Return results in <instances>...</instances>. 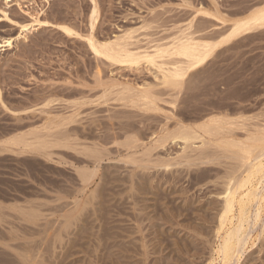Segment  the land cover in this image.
<instances>
[{
    "label": "rangeland",
    "instance_id": "374dc122",
    "mask_svg": "<svg viewBox=\"0 0 264 264\" xmlns=\"http://www.w3.org/2000/svg\"><path fill=\"white\" fill-rule=\"evenodd\" d=\"M263 3L0 0V264H209L222 192L243 176L222 140L264 130V28L218 46L175 89L157 66L177 57L113 63L88 39L141 55L183 34L217 42ZM212 116L225 131L209 138L195 128ZM180 128L201 140L167 139ZM17 137L30 149L7 143ZM262 220L234 264H264Z\"/></svg>",
    "mask_w": 264,
    "mask_h": 264
},
{
    "label": "bare ground",
    "instance_id": "6f19581e",
    "mask_svg": "<svg viewBox=\"0 0 264 264\" xmlns=\"http://www.w3.org/2000/svg\"><path fill=\"white\" fill-rule=\"evenodd\" d=\"M96 19L97 10L94 7L91 11V20L92 22H94ZM35 22L39 24V21ZM92 27L93 24L91 28ZM261 27L264 28V8L254 12L244 19L235 22L230 27L229 31L224 36L219 38L217 42L202 41L201 39L197 40V38L194 39L189 35L185 36L184 34H181L182 36L172 39L170 44H168L167 46L164 45V47L162 48L161 46H157L159 47L158 49L155 47V52L153 54L150 53L152 55L146 54L147 51L144 55H141V53L139 54L137 52L132 53L128 51V49H126L123 45L116 42L98 43L93 41L92 39H88V43L89 48H91V50L93 51V54L95 53L96 55L103 57L109 62L113 63L136 64L143 60L148 63L154 64L156 62V58L163 59L164 57L165 59V57H177L181 62V64L179 63V65H174L178 64L176 62L172 66L171 62L170 64L172 67L163 68L165 65H167L166 62L165 65L159 64L157 66V68H159L161 72L162 83L164 84V86H174L175 89L181 83L187 72L201 65L203 66L218 46L242 35L243 33H250L252 30ZM60 28L63 30V32H66L65 34L70 33L71 35V29H69L68 27L61 25ZM23 29H26V27H23ZM3 43L5 45L4 47H10L12 45L10 40ZM145 92L142 95L140 93L138 95L141 96V100L143 101L144 105L147 106L148 103L150 104L151 98ZM221 124V119L217 118L216 116H212L195 129H198L203 135H206L210 138L221 135L220 132L225 131L222 130L224 128H222ZM181 127L183 128V126ZM182 128H180L178 131L176 130L175 133L173 132V134L171 135L170 133H168L170 136L166 135L167 139L168 137H170L169 139H180L188 143L190 141L201 138V135H196V132H194V130L192 131V129L187 130V128ZM260 131L258 132V135L250 137L246 142L253 144L264 143V130ZM223 135L224 133H222V136ZM9 141L7 143L14 146H20L21 148L30 149L31 146V144L26 143L21 137H17L11 140L9 139ZM219 143H221L220 140ZM248 143L246 144L245 142H230V140L227 141V139H223L221 143V145L224 144L225 146L229 147L231 144L234 146V148L233 146L231 148L238 149V152L236 153L237 155L234 154V156L237 159H240L239 162L241 168H243V176L239 181L237 178L236 180L234 178L233 180L230 179L226 184V188L222 192L223 207L216 227V235L219 244L217 245V248L215 250L216 257L212 261H210L209 264H234L233 262H237L239 255L244 252L246 246H248L247 244L251 240V230L255 225H257V223H260L259 221L262 220L261 218L264 215V148L260 150V152L255 154L258 146L250 145ZM227 152H229V150H227ZM80 176L82 181L85 182L90 178H93L91 174L87 175L83 173V175L81 174Z\"/></svg>",
    "mask_w": 264,
    "mask_h": 264
}]
</instances>
